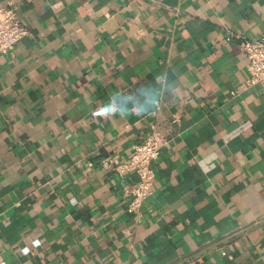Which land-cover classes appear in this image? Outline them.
<instances>
[{"label":"crops","instance_id":"1","mask_svg":"<svg viewBox=\"0 0 264 264\" xmlns=\"http://www.w3.org/2000/svg\"><path fill=\"white\" fill-rule=\"evenodd\" d=\"M10 2L29 33L0 54V264H264V85L241 49L264 0ZM151 124L168 143L134 214L136 174L102 162Z\"/></svg>","mask_w":264,"mask_h":264},{"label":"built area","instance_id":"2","mask_svg":"<svg viewBox=\"0 0 264 264\" xmlns=\"http://www.w3.org/2000/svg\"><path fill=\"white\" fill-rule=\"evenodd\" d=\"M157 1V0H151ZM178 10V8H175ZM29 33V29L18 16L17 6L10 2L0 8V54L11 52L18 42ZM230 34L227 38H231ZM239 37V35H235ZM241 49L247 58L249 75L244 87L258 84L264 85V37L251 39L244 38ZM168 138L156 124H151L146 138L133 144L132 153L127 159L111 154L103 160V167H113L119 178H125L129 173H135L137 181L124 187L128 196V210L138 214L144 201L152 193L156 179L153 162L157 160Z\"/></svg>","mask_w":264,"mask_h":264}]
</instances>
